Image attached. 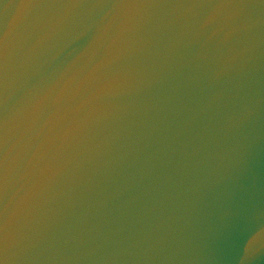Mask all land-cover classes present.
<instances>
[{
    "label": "water",
    "instance_id": "1",
    "mask_svg": "<svg viewBox=\"0 0 264 264\" xmlns=\"http://www.w3.org/2000/svg\"><path fill=\"white\" fill-rule=\"evenodd\" d=\"M0 264H264V0H0Z\"/></svg>",
    "mask_w": 264,
    "mask_h": 264
}]
</instances>
